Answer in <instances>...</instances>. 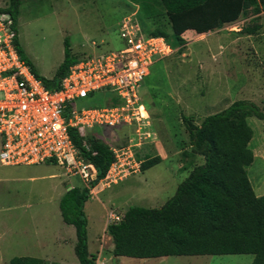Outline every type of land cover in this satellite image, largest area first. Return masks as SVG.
Here are the masks:
<instances>
[{
  "label": "rangeland",
  "instance_id": "1",
  "mask_svg": "<svg viewBox=\"0 0 264 264\" xmlns=\"http://www.w3.org/2000/svg\"><path fill=\"white\" fill-rule=\"evenodd\" d=\"M7 6L8 0H0V8ZM134 8L131 0H20L18 42L38 74L51 79L64 60L65 39L74 59L118 52L124 48L118 31L132 14L143 35L149 36ZM253 17L247 12L233 24L198 35L196 41L188 39L180 52L174 49L150 68L139 96L150 116V130L157 137L152 145L163 149L164 159L145 175L135 176L140 163L150 158L138 154L150 148L147 145L132 158L124 159L127 166L117 182L124 183L114 185L108 180L91 191L84 213L89 251L94 254L100 246L94 254L96 261L101 252L99 262L114 263L112 241L105 230L112 223L107 219L110 214L121 217L129 207H162L192 168L203 163L202 157L187 154L190 146L183 117L199 125L205 117L237 100L252 102L264 111V11L256 22ZM255 26L258 29L254 33L246 32ZM76 104L87 109L109 103L96 92L91 99ZM248 123L254 133L250 143L254 160L247 168V177L255 195L262 196L264 121L249 118ZM128 133L129 128L120 126L98 128L92 134L109 147L119 148L126 145ZM66 173L61 163L14 168L0 164V264H9L15 257L43 259L47 264H78L73 248L75 229L63 222L58 204L68 185H84L79 177ZM252 260V255L121 257L116 263L251 264Z\"/></svg>",
  "mask_w": 264,
  "mask_h": 264
},
{
  "label": "trees",
  "instance_id": "2",
  "mask_svg": "<svg viewBox=\"0 0 264 264\" xmlns=\"http://www.w3.org/2000/svg\"><path fill=\"white\" fill-rule=\"evenodd\" d=\"M19 6L20 0H8V6L0 8V14L12 18L16 34ZM263 11L264 0H145L137 14L141 15L142 29L147 35L163 37L180 52L186 44L182 38L186 31L198 35L215 32L247 12L256 22ZM257 29L255 26L246 32L251 34ZM14 44L20 59L50 90H57L69 68L81 60L71 56L65 39L64 60L55 75L46 79L26 57L17 36ZM249 118L264 121V111L245 100L234 101L205 117L199 125L182 118L189 137L187 154L202 157L203 163L192 168L162 207H129L119 222L106 227L113 244V264L121 257L220 255H252L251 264H264V195H255L247 177V168L254 160L250 148L254 133ZM92 133L84 136L81 129L68 130L78 158L93 166L95 179L88 186L66 191L58 204L63 222L75 229L74 254L78 264H95L96 256L88 252L84 205L115 162L110 147ZM161 161L160 157L145 159L139 170L145 172ZM9 264L47 263L37 258L15 257Z\"/></svg>",
  "mask_w": 264,
  "mask_h": 264
},
{
  "label": "built area",
  "instance_id": "3",
  "mask_svg": "<svg viewBox=\"0 0 264 264\" xmlns=\"http://www.w3.org/2000/svg\"><path fill=\"white\" fill-rule=\"evenodd\" d=\"M133 15L122 21L118 31L122 50L80 60L69 68L59 88L50 90L20 59L12 18L0 14L1 165L14 168L61 163L68 174L78 176L88 186L95 179V170L78 158L69 128L81 129L86 136L98 128L126 126L130 129L127 143L110 147L115 162L104 179L105 184H116L127 166L124 159L155 143L157 137L150 130V116L139 90L155 61L171 55L174 49L163 37L144 36ZM96 92L109 104L87 109L77 106ZM107 219L116 223L121 217L110 214Z\"/></svg>",
  "mask_w": 264,
  "mask_h": 264
},
{
  "label": "crops",
  "instance_id": "4",
  "mask_svg": "<svg viewBox=\"0 0 264 264\" xmlns=\"http://www.w3.org/2000/svg\"><path fill=\"white\" fill-rule=\"evenodd\" d=\"M132 2V1H131ZM132 4H133V6L135 7L134 8V10H135V12H138L139 10H140V5L141 6H144L145 5V0H135V2H132ZM124 18V17H123ZM203 36H205V34L203 35ZM182 38L186 41V44L185 45H187L188 44V42H187V40L188 39H192L191 41H196V40H198V39H200V37H198V34H196L194 31H191V30H189V31H186L183 35H182ZM153 66V65H152ZM151 66V67H152ZM150 73V72H149ZM148 77V76H147ZM145 80V79H144ZM157 145H155V147L153 146V145H151L150 146V148H147V149H145V150H143V151H141V152H139L138 154H144V156L143 157H160L161 158V160L163 161V159H164V152H163V149L162 148H160V146H157ZM137 156H139V155H137ZM144 161V160H143ZM141 162V161H140ZM160 164V163H159ZM158 165V164H157ZM156 166V165H155ZM154 167V166H153ZM152 167V168H153ZM152 168H150V169H152ZM150 169H148V170H146L145 172H141V171H136L135 172V176H143V175H145ZM67 174V173H66ZM67 175H69V174H67ZM70 175H72V174H70ZM57 175H50L49 177H52V179H57V178H59V177H56ZM72 176H76V175H72ZM78 177V176H77ZM133 178V177H132ZM29 179H33V178H29ZM129 179H131V178H128V179H126V181L125 182H127ZM82 181V180H81ZM105 182V180H102V181H100L99 182V184L94 188V191L97 189V188H99V187H102L103 186V183ZM82 183H83V185L85 186V183L82 181ZM120 183H124V181H121ZM119 183V184H120ZM118 183L117 184H114V185H119ZM68 188H72L71 187V185H68L67 186V189ZM100 189H103V188H100ZM64 195V193L60 196V198L62 197ZM91 198V197H90ZM90 200V199H89ZM105 230H106V228H105ZM108 238L110 239V237L108 236ZM111 240V239H110ZM75 243H76V241H75ZM74 246H75V244L73 245V248H74ZM100 249V246H98V248H97V250H99ZM112 249H113V244H112V246H111V251H112ZM97 250L95 251V253L97 252ZM88 252L90 253V254H92L90 251H89V245H88ZM94 253V254H95ZM94 254H92V255H94ZM98 254V253H97ZM100 257H101V252L98 254V258L99 259H97V261H95V264H103V262L101 263V261L99 262V260H100ZM38 259V258H37ZM43 260V259H42ZM45 261V260H44ZM10 262V261H9ZM46 262V261H45ZM61 263H63V261H61ZM61 263H58V262H56V264H61Z\"/></svg>",
  "mask_w": 264,
  "mask_h": 264
},
{
  "label": "water",
  "instance_id": "5",
  "mask_svg": "<svg viewBox=\"0 0 264 264\" xmlns=\"http://www.w3.org/2000/svg\"><path fill=\"white\" fill-rule=\"evenodd\" d=\"M71 188H68L67 191H69Z\"/></svg>",
  "mask_w": 264,
  "mask_h": 264
}]
</instances>
